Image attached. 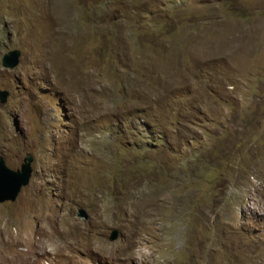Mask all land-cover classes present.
<instances>
[{
  "label": "rangeland",
  "instance_id": "rangeland-1",
  "mask_svg": "<svg viewBox=\"0 0 264 264\" xmlns=\"http://www.w3.org/2000/svg\"><path fill=\"white\" fill-rule=\"evenodd\" d=\"M0 90V264H264V0H0Z\"/></svg>",
  "mask_w": 264,
  "mask_h": 264
},
{
  "label": "water",
  "instance_id": "water-1",
  "mask_svg": "<svg viewBox=\"0 0 264 264\" xmlns=\"http://www.w3.org/2000/svg\"><path fill=\"white\" fill-rule=\"evenodd\" d=\"M19 51L16 49L5 53L1 58V65L4 68H13L17 66L19 61ZM8 91L0 90V103L6 102ZM32 156L26 154L22 163L17 169H11L7 166L5 159L0 157V202L5 200H13L21 188L26 186L31 177ZM117 238V230H112L109 240Z\"/></svg>",
  "mask_w": 264,
  "mask_h": 264
}]
</instances>
